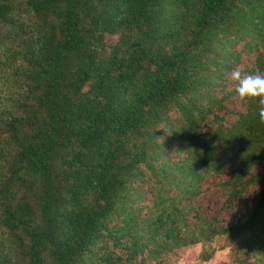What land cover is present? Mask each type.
I'll return each mask as SVG.
<instances>
[{"label": "trees", "instance_id": "16d2710c", "mask_svg": "<svg viewBox=\"0 0 264 264\" xmlns=\"http://www.w3.org/2000/svg\"><path fill=\"white\" fill-rule=\"evenodd\" d=\"M236 68L264 74V0H0V264L221 239L264 264V104L234 99Z\"/></svg>", "mask_w": 264, "mask_h": 264}, {"label": "rangeland", "instance_id": "374dc122", "mask_svg": "<svg viewBox=\"0 0 264 264\" xmlns=\"http://www.w3.org/2000/svg\"><path fill=\"white\" fill-rule=\"evenodd\" d=\"M234 87V86H233ZM214 185V182L209 183L207 186ZM206 188V187H205ZM152 196L148 198V204H151ZM257 201V192H253L249 198V202L255 203ZM204 206L206 207L205 213L217 214L222 207L221 195L217 192V189H213L206 195L204 200ZM237 244L228 242L225 239H221L213 243L212 245H199L195 248L186 250L179 256L174 257L171 260V264H245L241 261L240 255L236 249ZM212 252L211 259L208 262H204L201 256L204 252ZM253 260L249 259L248 264Z\"/></svg>", "mask_w": 264, "mask_h": 264}, {"label": "clouds", "instance_id": "9594fccd", "mask_svg": "<svg viewBox=\"0 0 264 264\" xmlns=\"http://www.w3.org/2000/svg\"><path fill=\"white\" fill-rule=\"evenodd\" d=\"M228 83L234 86V99L240 102L258 101L264 104V74L259 75H242L239 68L233 69L228 74ZM261 122H264V107L259 109Z\"/></svg>", "mask_w": 264, "mask_h": 264}]
</instances>
